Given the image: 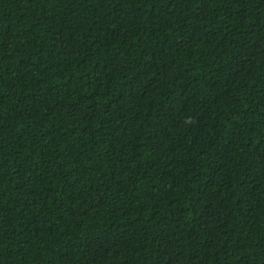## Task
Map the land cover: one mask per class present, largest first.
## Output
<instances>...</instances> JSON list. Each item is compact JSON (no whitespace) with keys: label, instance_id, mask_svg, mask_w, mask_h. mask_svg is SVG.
Masks as SVG:
<instances>
[{"label":"trees","instance_id":"1","mask_svg":"<svg viewBox=\"0 0 264 264\" xmlns=\"http://www.w3.org/2000/svg\"><path fill=\"white\" fill-rule=\"evenodd\" d=\"M0 264H264V0H0Z\"/></svg>","mask_w":264,"mask_h":264}]
</instances>
